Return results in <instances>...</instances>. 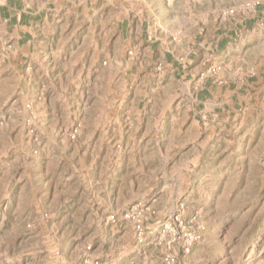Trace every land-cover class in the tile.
<instances>
[{"label": "rangeland", "instance_id": "rangeland-1", "mask_svg": "<svg viewBox=\"0 0 264 264\" xmlns=\"http://www.w3.org/2000/svg\"><path fill=\"white\" fill-rule=\"evenodd\" d=\"M35 1L20 45L0 27V264H264V0ZM150 6L177 54L259 7L211 69L259 92L196 134L194 82L117 39Z\"/></svg>", "mask_w": 264, "mask_h": 264}, {"label": "crops", "instance_id": "crops-1", "mask_svg": "<svg viewBox=\"0 0 264 264\" xmlns=\"http://www.w3.org/2000/svg\"><path fill=\"white\" fill-rule=\"evenodd\" d=\"M166 1L152 0L151 6L159 10L160 6L167 3ZM38 5L39 2L35 0H0V27L5 33H8L9 30L14 31L19 45L29 33L24 30V27L38 24L39 17L43 15V10L33 7ZM151 6L149 10L153 15L151 17L143 11L139 12L138 18L131 15L130 11L126 12L115 28L117 39L124 43L125 48L134 50V56L129 59V62L133 60L134 65L140 56L144 55L145 58H148L145 60L148 65L160 63L166 69H171L170 80L180 76L182 79L180 82L183 85L194 82L195 97L192 100L194 123H192L196 134L201 132V127L196 124L200 123L199 117L208 115L209 118H216L220 109L227 110L230 114L232 106L237 108L243 104V100L248 95L257 93L253 91L259 92V73L253 74L255 76L252 77V81L247 78L244 81L242 78L236 80L232 77L233 73H236L237 76L241 75V70L235 69L231 62L223 68L227 74L225 78L216 77L223 72L215 75L211 71L216 60V53L225 52L231 46L235 35H238L239 32L259 33V7L254 15L242 19L231 14L228 15L227 10H223L222 24L217 28H211L209 25L198 28L200 32L195 34V41L192 42L189 49L182 54H177L172 46L167 48V45L173 44L168 37L169 34L166 33V29L169 27L168 21L160 19L163 12H158L159 18L156 15V10L154 11ZM143 8L145 7L143 6ZM185 27L184 22L179 25V31L182 34ZM203 29H205L204 33H202ZM199 39L203 40L199 42ZM239 46L243 45L239 44ZM200 66L202 68L198 69ZM199 71H204L200 77ZM251 99L253 100V98Z\"/></svg>", "mask_w": 264, "mask_h": 264}, {"label": "built area", "instance_id": "built-area-1", "mask_svg": "<svg viewBox=\"0 0 264 264\" xmlns=\"http://www.w3.org/2000/svg\"><path fill=\"white\" fill-rule=\"evenodd\" d=\"M137 231L139 233V237H138L139 241L142 243L143 242V234H144V232H143L142 227L140 225L137 226Z\"/></svg>", "mask_w": 264, "mask_h": 264}]
</instances>
